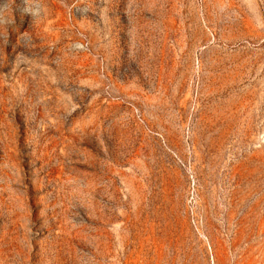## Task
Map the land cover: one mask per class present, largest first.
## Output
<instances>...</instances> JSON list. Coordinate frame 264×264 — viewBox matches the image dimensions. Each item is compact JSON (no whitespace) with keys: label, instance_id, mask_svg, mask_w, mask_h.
<instances>
[{"label":"rangeland","instance_id":"374dc122","mask_svg":"<svg viewBox=\"0 0 264 264\" xmlns=\"http://www.w3.org/2000/svg\"><path fill=\"white\" fill-rule=\"evenodd\" d=\"M0 264H264V0H0Z\"/></svg>","mask_w":264,"mask_h":264}]
</instances>
